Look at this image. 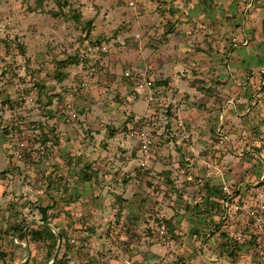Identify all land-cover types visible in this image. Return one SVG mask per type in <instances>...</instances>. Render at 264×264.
Returning <instances> with one entry per match:
<instances>
[{
    "label": "rangeland",
    "instance_id": "obj_1",
    "mask_svg": "<svg viewBox=\"0 0 264 264\" xmlns=\"http://www.w3.org/2000/svg\"><path fill=\"white\" fill-rule=\"evenodd\" d=\"M263 61L264 0H0V264H264Z\"/></svg>",
    "mask_w": 264,
    "mask_h": 264
},
{
    "label": "trees",
    "instance_id": "obj_2",
    "mask_svg": "<svg viewBox=\"0 0 264 264\" xmlns=\"http://www.w3.org/2000/svg\"><path fill=\"white\" fill-rule=\"evenodd\" d=\"M263 63H264V61H263ZM41 210H42V214H43L41 220L43 222H49L48 213H47L48 207L42 206ZM166 221H167L168 226L172 227V223H171L170 219H167ZM27 223L28 222H25L23 225L19 226V228L16 231V234L22 233L24 231V229L26 228ZM45 230H51V227L48 226L47 224L39 223V224H37V227H32V228L27 229L22 235L29 233V234H32V236L35 238H40L43 236ZM53 236L63 238L64 233L62 231H59V233L53 234ZM54 262H56V264H65V262H63V260L61 258H58V255L55 258ZM18 264H25V261L18 263Z\"/></svg>",
    "mask_w": 264,
    "mask_h": 264
},
{
    "label": "built area",
    "instance_id": "obj_3",
    "mask_svg": "<svg viewBox=\"0 0 264 264\" xmlns=\"http://www.w3.org/2000/svg\"><path fill=\"white\" fill-rule=\"evenodd\" d=\"M179 122L183 125V119H179ZM142 138L146 147H150V145L153 144V138L149 130L146 129L142 132Z\"/></svg>",
    "mask_w": 264,
    "mask_h": 264
},
{
    "label": "water",
    "instance_id": "obj_4",
    "mask_svg": "<svg viewBox=\"0 0 264 264\" xmlns=\"http://www.w3.org/2000/svg\"><path fill=\"white\" fill-rule=\"evenodd\" d=\"M40 223H44V224H47L48 226H50L51 228L54 229V226L53 224L49 223V222H43V221H39ZM59 235V234H58Z\"/></svg>",
    "mask_w": 264,
    "mask_h": 264
}]
</instances>
